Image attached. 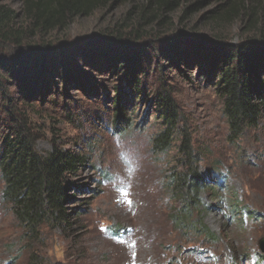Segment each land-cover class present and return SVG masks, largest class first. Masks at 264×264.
<instances>
[{
    "label": "rangeland",
    "instance_id": "rangeland-1",
    "mask_svg": "<svg viewBox=\"0 0 264 264\" xmlns=\"http://www.w3.org/2000/svg\"><path fill=\"white\" fill-rule=\"evenodd\" d=\"M200 2L198 10H189ZM226 3L227 0H186L168 16L166 23L158 21L144 29L143 32L149 33L144 41L163 49L176 46L179 51L187 50L190 34L207 38L220 34L231 43H238L247 37L243 34L245 19L230 27L215 26L210 19ZM145 4L146 0H133L127 5H110L90 17L73 20L68 30L46 37L47 44L70 43L64 53L68 52L71 62L82 67L86 80L82 88H73L65 99L72 108L73 122L69 120L70 113L61 108L62 96H53L60 106L41 107L42 114L34 118L43 127L37 150L41 154L51 152L52 141L58 138L65 147L85 151L88 163L79 184L88 192L77 196L72 209L79 216L73 217L70 231L65 234L59 228L46 227L42 240L32 242L27 236L24 238L25 231L11 207L2 200L4 184L0 177V264H259L262 261L264 120L258 130L236 144L231 143L222 102L213 87L196 79L198 68L192 65L185 70L191 77L189 81L175 65L163 62L169 76L167 83L177 87V102L187 116L193 146L202 154L199 173L207 183L198 194L187 224L202 220L207 234L203 229L176 225L174 215L181 203L174 200L176 192L170 183L173 171L183 172L184 168L178 164L179 143L164 153L153 149V139L161 131V125L151 97L141 102L134 100L129 106L124 91L122 104L127 110L124 117L131 124L130 132L123 134V131L118 136L111 130L117 74L108 72V55L120 54L126 47L132 50L133 44L97 39L105 31L136 25ZM1 5L21 11L18 0H0ZM20 19L19 24L23 17ZM35 43L40 44L37 40ZM149 52V56H155ZM88 55L95 62L93 66H84L85 60L89 62ZM104 65L108 69L97 72ZM159 79L158 73L151 75L150 91L159 86ZM103 92L107 93L104 99L100 96Z\"/></svg>",
    "mask_w": 264,
    "mask_h": 264
},
{
    "label": "trees",
    "instance_id": "trees-1",
    "mask_svg": "<svg viewBox=\"0 0 264 264\" xmlns=\"http://www.w3.org/2000/svg\"><path fill=\"white\" fill-rule=\"evenodd\" d=\"M132 1L18 0L20 12L0 6L2 200L11 207L25 231L24 238L27 236L32 242L42 240V231L46 227L59 228L65 234L70 231L74 225L73 217L79 216L76 209H72L77 196L88 192L79 184L80 175L88 163L85 151L65 147L57 141L58 138L52 141L51 152L41 154L37 150L43 127L34 118L42 114L41 107L49 104L60 106L53 96H62L61 108L69 112V120L74 121L72 108L65 99L69 91L82 88L86 80L82 67L71 62L68 52L64 53L70 43L47 44L45 39L68 30L77 18L90 17L110 5L122 6ZM185 1L146 0L136 25L105 31L98 41L131 43L133 47L132 50L126 47L120 54L108 55L106 67L109 69L104 65L97 72L108 69L111 74H117L113 90L116 111L111 127L115 135L123 131V134H129L131 128L124 117L127 112L122 104L124 91L129 106L134 100L141 102L147 96L151 97L161 125V131L153 139V149L164 153L174 143H179L181 159L178 164L184 168L183 172L173 171L170 183L176 192L174 200L181 203V208L174 215L176 225L183 229L188 226L203 229L207 234L202 220L187 224L189 216H193L198 194L207 183L199 173L202 154L193 146L187 116L177 102V87L167 83L169 76L163 62L175 65L189 81L191 77L185 70H190L192 65L198 68L196 79L213 87L222 102L223 116L229 129L228 140L238 143L250 132L258 130L264 120V3L261 0H227L212 13L211 21L220 27H230L245 19L243 34L247 37H242L238 43H231L220 34L212 38L190 34L187 50L181 51L176 46L163 49L145 43L149 33L143 30L158 21L166 23L168 16ZM201 5L202 2L189 10L196 11ZM21 17L23 22L19 24ZM126 29L132 30L127 32ZM36 40L40 44L35 43ZM149 51L155 56H149ZM89 56L86 57L89 62L85 60L84 66L94 65L93 58ZM154 73H158L160 78L159 86L150 91L149 81ZM86 94L90 92L86 91ZM100 96L104 99L107 93ZM261 258L259 264L264 263V256Z\"/></svg>",
    "mask_w": 264,
    "mask_h": 264
},
{
    "label": "water",
    "instance_id": "water-1",
    "mask_svg": "<svg viewBox=\"0 0 264 264\" xmlns=\"http://www.w3.org/2000/svg\"><path fill=\"white\" fill-rule=\"evenodd\" d=\"M262 248H263V250H264V243L262 244Z\"/></svg>",
    "mask_w": 264,
    "mask_h": 264
}]
</instances>
